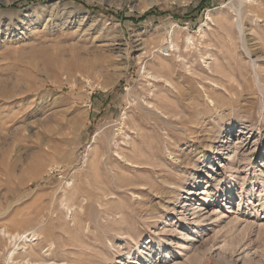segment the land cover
I'll use <instances>...</instances> for the list:
<instances>
[{"label":"rangeland","instance_id":"obj_1","mask_svg":"<svg viewBox=\"0 0 264 264\" xmlns=\"http://www.w3.org/2000/svg\"><path fill=\"white\" fill-rule=\"evenodd\" d=\"M213 1L0 0V264H264V0Z\"/></svg>","mask_w":264,"mask_h":264},{"label":"trees","instance_id":"obj_2","mask_svg":"<svg viewBox=\"0 0 264 264\" xmlns=\"http://www.w3.org/2000/svg\"><path fill=\"white\" fill-rule=\"evenodd\" d=\"M79 6L89 9L95 13H103L106 15H116L122 20H130L133 23H140L144 20H147L151 17H164L167 13H171L172 17L178 21H183L185 19H190L191 21H196L198 16H201L203 12L212 7L211 5L214 4L213 0H197V5H189L186 7V11L182 12L184 8L175 6L174 9H165L162 6H153L148 9L146 12L141 14H136L130 17H125L123 13H117L114 9H110L108 7H101L98 5H91L83 2L82 0H73ZM11 7H17V4H13Z\"/></svg>","mask_w":264,"mask_h":264},{"label":"bare ground","instance_id":"obj_3","mask_svg":"<svg viewBox=\"0 0 264 264\" xmlns=\"http://www.w3.org/2000/svg\"><path fill=\"white\" fill-rule=\"evenodd\" d=\"M239 29H240V31L243 33V26L240 24L239 25ZM191 41V38H187V42H186V44H187V46L191 43L190 42ZM176 47V45L172 42V48H175ZM177 49H179V47H178V45H177ZM155 77H158V76H155ZM154 77V78H155ZM155 108V107H154ZM125 158V157H124ZM128 162V161H127ZM198 185V183H196L195 184V187ZM209 189V188H208ZM204 190V189H203ZM200 194H202L203 195V198L202 199H204V200H209V198H210V193H209V191L208 190H206V191H202V192H200ZM195 210V209H194ZM194 214L195 213H197L196 211H194L193 212ZM198 221V220H197Z\"/></svg>","mask_w":264,"mask_h":264},{"label":"built area","instance_id":"obj_4","mask_svg":"<svg viewBox=\"0 0 264 264\" xmlns=\"http://www.w3.org/2000/svg\"><path fill=\"white\" fill-rule=\"evenodd\" d=\"M161 53L163 54V55H165V56H168L170 53H169V51L168 50H166V51H161Z\"/></svg>","mask_w":264,"mask_h":264}]
</instances>
